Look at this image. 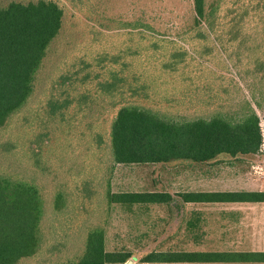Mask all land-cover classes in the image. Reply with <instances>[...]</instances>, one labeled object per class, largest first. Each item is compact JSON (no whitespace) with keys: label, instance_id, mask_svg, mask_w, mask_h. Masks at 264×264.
Here are the masks:
<instances>
[{"label":"rangeland","instance_id":"1","mask_svg":"<svg viewBox=\"0 0 264 264\" xmlns=\"http://www.w3.org/2000/svg\"><path fill=\"white\" fill-rule=\"evenodd\" d=\"M13 1L38 0L0 3ZM47 1L64 11L61 31L47 50L27 104L0 130V175L37 185L49 208L42 226V255L25 264L74 259L82 246L58 252L54 236L68 231L85 237L95 228L106 232L108 252L132 253L126 264H141L155 252L234 254L261 249L257 232L264 230V223L257 207L248 209L243 230L233 231L230 241L220 245L211 237L182 232L181 213L194 207L182 206L181 194L264 193V175L256 173L264 168V152L237 159L222 156L209 165L123 166L114 163L110 134L124 105L166 120L189 121L216 115L234 119L247 100L263 132L264 0H206L207 15L215 12L219 30L214 33L216 50L201 47L199 59L186 57L175 70L166 67L171 45L159 39H174L191 49L202 44L195 37L193 0ZM110 69L129 79L113 96L98 84ZM138 75L142 77L136 82ZM86 77L87 83L77 81ZM64 78L67 84L62 87ZM52 98L72 101L63 120L49 115ZM108 190L166 192L173 202L130 211L110 205ZM58 195H63L65 207L56 214L53 202Z\"/></svg>","mask_w":264,"mask_h":264},{"label":"trees","instance_id":"2","mask_svg":"<svg viewBox=\"0 0 264 264\" xmlns=\"http://www.w3.org/2000/svg\"><path fill=\"white\" fill-rule=\"evenodd\" d=\"M193 4L195 37L202 44L198 48L194 45L192 50L183 42L159 39L171 45L170 62L166 66L171 70H175L174 66L186 57L199 59L201 47L207 51L216 50L214 33L219 30L216 29L215 12L207 15L206 0H193ZM63 18V9L54 1H13L6 6L0 3V130L8 125L33 94L36 76L47 50L61 31ZM202 61L201 64L211 71L212 67ZM121 74L116 69L108 70V75L98 81L101 91L113 96L120 85L129 84L128 77ZM141 77L138 75L136 82ZM87 78L77 81L87 83ZM65 79L62 87L67 84ZM71 103L68 99L52 98L48 104L49 115H58L63 120L64 111ZM243 105L234 119L216 115L209 120L197 118L189 121L166 120L135 106H121L112 122L110 134L114 163L123 166L174 162L209 165L218 162L222 156L233 159L256 156L263 143L261 121L249 100ZM106 197L110 205H119L130 211L136 206H162L173 202L172 196L166 192L113 193L108 190ZM181 199L186 203H264V193L186 192L181 194ZM53 205V213H62L65 207L63 195H58ZM48 212L37 185L0 175V264H25L42 255L46 242L42 226ZM66 233L54 236L53 249L61 252L69 251L71 247L75 251L82 248L74 259L58 264H126L133 257L131 252H108L106 232L102 228L90 230L85 237L81 233L78 237L79 233ZM140 263H264V253L155 252L142 258Z\"/></svg>","mask_w":264,"mask_h":264},{"label":"crops","instance_id":"3","mask_svg":"<svg viewBox=\"0 0 264 264\" xmlns=\"http://www.w3.org/2000/svg\"><path fill=\"white\" fill-rule=\"evenodd\" d=\"M205 191H196L204 193ZM210 193L216 191H209ZM192 206L191 212H182L181 220L183 223L181 230L186 235L206 236L213 239L212 243L224 245L229 242L233 231L243 230L245 216L248 209H257L258 219L264 223V203H221V202H196L186 203L182 200V206ZM263 205L262 208H260ZM255 207V208H254ZM261 211V212H260ZM231 216L233 219H231ZM235 218V219H234ZM261 238L258 245L259 250L251 253H264V230L257 232ZM247 253V252H242ZM210 264H264V263H210Z\"/></svg>","mask_w":264,"mask_h":264},{"label":"built area","instance_id":"4","mask_svg":"<svg viewBox=\"0 0 264 264\" xmlns=\"http://www.w3.org/2000/svg\"><path fill=\"white\" fill-rule=\"evenodd\" d=\"M262 136H263V143L261 146V152H264V131L262 132ZM257 167H255L254 169H256ZM257 174H259L260 176L264 175V168H261L259 171H256Z\"/></svg>","mask_w":264,"mask_h":264},{"label":"water","instance_id":"5","mask_svg":"<svg viewBox=\"0 0 264 264\" xmlns=\"http://www.w3.org/2000/svg\"><path fill=\"white\" fill-rule=\"evenodd\" d=\"M128 264H130V263H128Z\"/></svg>","mask_w":264,"mask_h":264}]
</instances>
